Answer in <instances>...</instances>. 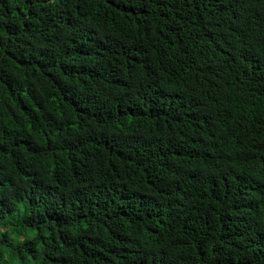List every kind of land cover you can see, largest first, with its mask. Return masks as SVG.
<instances>
[{"label":"trees","instance_id":"obj_1","mask_svg":"<svg viewBox=\"0 0 264 264\" xmlns=\"http://www.w3.org/2000/svg\"><path fill=\"white\" fill-rule=\"evenodd\" d=\"M0 264H264V0H0Z\"/></svg>","mask_w":264,"mask_h":264}]
</instances>
